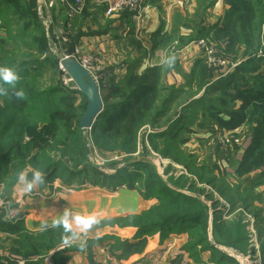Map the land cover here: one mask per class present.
Returning <instances> with one entry per match:
<instances>
[{
  "label": "trees",
  "instance_id": "trees-1",
  "mask_svg": "<svg viewBox=\"0 0 264 264\" xmlns=\"http://www.w3.org/2000/svg\"><path fill=\"white\" fill-rule=\"evenodd\" d=\"M218 1L197 0L196 10L193 14L187 15L185 21L181 20V16H175V25L169 34L162 29L152 34L151 50L160 46L165 48L173 42L177 43L175 46L178 49L201 38H208L210 41L214 39L218 42L220 49L227 57L230 56L229 60L232 63L239 62L225 75L213 78L206 66L200 67L203 60L199 58L191 74L197 75L198 87L205 86L204 97L208 93L221 91L225 95L231 94L236 101H242L241 107L233 110L230 119L222 118L219 114L213 115L222 124L230 128L245 118H249L250 122L257 121L249 144L242 148L237 169L238 174L252 169L260 170V174L249 185H243L248 188L247 199L252 197L255 200L260 198L261 194L254 188L264 184V43L261 38L264 0H225L227 7L222 16L216 22L209 23L207 20L210 9ZM123 14L133 16L130 11H124ZM182 26L190 29L189 35L183 36L181 33L178 35ZM0 28L2 29L0 66H12L17 70L20 79L16 87L25 93L23 99L16 98L11 89L6 95H0V184H3L6 190L2 197L11 200V191L18 183L19 172H26V176H30L31 170L37 168L50 182L54 181L51 177L62 173V182L68 188H85L83 184L90 180L95 182V177L104 174L101 169L85 162L86 150L80 138L82 129L79 120L87 104L83 108L81 105L73 107L75 100L73 95L82 94L78 89L70 90L59 82L44 87L41 83L44 70L49 69L51 65L48 58L40 57L50 48L48 33H52V27L47 30L43 24L37 11V0H0ZM80 36L81 32L73 36L74 42L69 48L70 51ZM140 63L141 59H137L130 65L131 68L122 78L124 83H114L112 89L105 90L104 109L92 127L94 140L100 146L108 145L111 141L123 140L119 146L126 151H133L139 130L146 124L155 127L156 123L169 113V105L177 99L175 92L178 87L162 84V78L165 77L167 70L165 66H149L137 73L136 67ZM115 80V76L111 77L112 82ZM59 81L61 82L60 78ZM166 92L168 94L163 96ZM204 97L195 100V103ZM168 127L169 131H172L179 128V125L170 120ZM52 150L59 151L61 155L71 156L72 165H68L62 157L52 156ZM81 175L86 179L81 178L76 183ZM132 175L139 179L144 190L141 194L143 198L151 199L157 196L159 201L142 212L103 220L104 225L136 227V237H140L135 242L116 238L111 246L112 252H121V257L140 253L146 246L147 233L160 231L166 234L174 223L185 222L194 223L189 233L201 230L200 238L190 240L184 247L186 252L194 255L195 261L199 262L201 259L198 254L196 256L194 254L197 248L209 250L213 261L218 259L221 261L226 257L219 249L222 245L221 230H218L216 222L212 224V239L209 238L207 226L202 224L208 220V209L204 203L163 184L162 188H156L157 176L149 164L146 167V177L139 172H132L125 177ZM97 184L98 181L95 182V185ZM73 185L75 187H72ZM132 185L134 183H130V186ZM231 200L230 203L233 204ZM233 210V207L229 208L227 214ZM5 215L6 210L1 208L0 230H10V233L15 232L18 235L12 240L13 245L8 250L9 256L4 258L6 264H17L19 260H24L25 264H44V260L39 259L43 256L37 257L45 255L52 249L53 264H66L68 256L65 253L68 250L86 251L89 263L97 264L91 247L100 239L87 238L83 250L80 244L61 248L65 245L62 228L19 232L15 231L20 230L19 224L11 226L4 218ZM2 259L1 256L0 264Z\"/></svg>",
  "mask_w": 264,
  "mask_h": 264
},
{
  "label": "rangeland",
  "instance_id": "rangeland-1",
  "mask_svg": "<svg viewBox=\"0 0 264 264\" xmlns=\"http://www.w3.org/2000/svg\"><path fill=\"white\" fill-rule=\"evenodd\" d=\"M53 13L56 18L57 16L59 17L55 23H58L62 27L65 21L64 11L60 8V10ZM185 15H189V13ZM185 17L181 18V20L185 21ZM75 24H78L77 18L73 21L71 27L64 26L69 31L74 27V35L63 32V41L60 43L56 42L52 33H48L51 41L50 48L40 58H48L51 65L49 69L44 70L45 73L41 76L43 87L54 85L58 82L62 83V81H59L61 76L59 61L65 52L70 51L69 48L74 42L73 36L76 35L75 32L77 31V25ZM111 24V19L106 20V30L109 29L108 25ZM96 31L95 29L90 30V34ZM184 31L185 34L183 36L190 34L189 28L184 27ZM1 32L2 29L0 28V35H2ZM261 36L264 43V23ZM211 41L217 48H220L218 42L214 39ZM173 43L165 46L167 51L170 50ZM175 56L176 60L173 66L168 67L163 65L167 70H165V77L162 78V84L164 86H177L178 89L175 92L177 99L169 105V113L164 118H161L155 127L146 124L139 130L133 151H126V149L119 146V143L123 140L120 142L111 141L108 145L100 146L94 140L93 128L82 130L80 138H82L84 149L86 150H84L85 162L94 168L101 169L102 173L105 174L95 177L96 179L94 178L95 182L98 181L97 185H95L94 181L90 180V182H86L83 186L100 190L97 194L99 195L98 199H111L109 201L110 204L104 209L108 212L112 211L115 213V210L119 208L129 205L134 206V200L132 201L130 197L132 196L131 191L135 194L137 193L141 198L140 203L143 202V205L149 208L159 201L158 197L153 196L151 199L143 198L141 194L144 190L140 186L139 179L134 178V175L125 177L129 176L132 172H139L143 177H146V167L149 164L157 176L156 188H162V184L166 185L169 188L181 191L187 196L196 198L207 206L208 220L202 224L207 226L209 238L212 239V224L216 222L218 230H221L220 242L222 245L219 246V249L226 256L221 261L219 259L213 261L211 260L210 252V257L204 259L203 253L209 250L197 248L194 254L195 256L198 254L201 259L199 262L195 261L194 255L190 252H185L184 247L190 240L200 238L202 235L201 230L189 233L190 227H193L194 223L177 222L174 223L172 229L166 234L154 231L145 235L146 241L148 237L159 236L161 241H165L164 244L172 246L171 253L169 252L166 255V257H169L167 264H264V184L254 188L256 192L261 194V197L255 200L252 197L247 199L248 188L243 186L245 184L249 185L260 174V170L252 169L242 174L237 173L242 148L249 144L257 121L253 120L250 122L249 118H245L244 121L230 128L222 124L215 116L219 114L222 118L230 119L233 110L239 109L242 101H236L231 94L225 95L221 91L208 93L204 97L205 86L198 87L197 75L191 74V70L199 61L191 60L189 62L188 55L182 58H178L177 55ZM225 57L229 60L230 56L227 57L225 55ZM137 59L142 58L122 59L119 64L122 65V68H126ZM201 59L203 63H201L200 67L206 66L208 71L211 72L209 74L213 75V78H218L228 72L227 68L222 69L220 67L209 66L203 56H201ZM238 63V61L232 63L229 60V67L233 66L231 67L233 69ZM108 64H110L109 67L104 64L101 65L103 68L101 72H104L100 81L102 96L106 93L105 90L112 89L114 83H124L123 77L116 78L114 82L111 81V77L116 75L113 72L108 73L107 70L116 63L109 62ZM127 72L128 70L125 74ZM138 72L141 71L137 70ZM188 80H191L189 81L190 83ZM207 81L210 82L211 80ZM73 86V84H70L68 89ZM184 89L185 91H183ZM70 90L76 91L75 89ZM167 94L166 92L163 96ZM73 96L75 97L74 108L78 105H81V108H83L87 104V100L83 94L75 93ZM202 97H204L203 100L195 103V100H200ZM188 104H190L189 107L183 108ZM170 120H174V123L179 125V128L177 127V129L169 131ZM51 155L56 158L62 157L68 165H72L73 163L71 156L61 155L59 151L52 150ZM141 164H145L146 166L141 167ZM51 178L54 181L50 182L49 178L44 180L46 189H54L53 186L56 187V183L59 184L60 180H62V173L56 174ZM81 178L86 179L84 175H81L80 179L76 180V183ZM91 179H93L92 176ZM76 183H74L75 186H77ZM130 183H134V185L130 186ZM74 185L72 187H75ZM2 186L1 197L3 192L6 191L4 185ZM119 189H124L125 191H121V195H115ZM13 190L11 191L12 193ZM102 190L103 192L101 193ZM29 193L32 194L33 192ZM229 199L233 201L234 206L230 203ZM9 206H15L13 201H10ZM231 207L234 210L227 214ZM91 210L95 212L100 211L99 213L101 214L97 216L99 223L93 225L90 230L107 227L109 225H104L103 220L116 217L102 216V214H105L102 213V208L95 209L93 207ZM119 227L124 228V226ZM86 237L87 234H82L80 240L85 243ZM139 238L134 237V242ZM77 244H80V241H75L71 245ZM96 244L97 242L93 243L91 247L93 254V248ZM177 251L179 253L176 254ZM217 258L219 257L217 256Z\"/></svg>",
  "mask_w": 264,
  "mask_h": 264
},
{
  "label": "crops",
  "instance_id": "crops-1",
  "mask_svg": "<svg viewBox=\"0 0 264 264\" xmlns=\"http://www.w3.org/2000/svg\"><path fill=\"white\" fill-rule=\"evenodd\" d=\"M106 2L107 0L86 1L84 10L76 17L78 19V24H75L77 25V31L75 33L81 32V36L74 47L78 44L81 45L82 50L84 52L93 53L101 65L104 64L109 67V62H115L116 64H113L114 66L108 69L116 75L115 78H122L126 71L131 68L130 65L127 66L128 69L127 67L122 68V65L119 64L122 59L126 58L131 60L141 57L142 61L136 67V70L139 71H143L148 65H163L161 63L162 58L172 54L177 55L178 58L188 55V59H190L189 62L201 58L200 49L195 42L178 49L174 43L169 51L161 46L155 50H151L152 34L159 29L169 34L174 28L175 16H181L183 18L187 16L185 15L186 13H189V15L193 14L196 10L197 0H146L142 12L138 16L133 15L132 17L124 15L123 12L113 16H107L105 14ZM226 7L227 4L225 0H219L216 5L210 9L207 21L209 23L216 22L220 16H222ZM55 18L56 16L53 13L54 21L52 24V34L56 42L60 43L63 41V32L74 35V27L69 31L64 27L67 25L65 21L63 26L60 27L58 23H55L58 21L59 17L57 16V18ZM109 19L112 20V24L108 25L109 29L106 30L105 22ZM95 24H97V26H95ZM93 29L97 31L90 34V30ZM180 33L182 35L185 34L184 26L181 27L178 35H180ZM25 174L27 175L26 172ZM44 183L38 185L32 191V194L23 191L22 185L18 183L11 194V200H5L4 197L0 196V212L1 208L6 209L4 218L9 221L11 226L19 224L20 230L15 231H42V222L47 221L50 223L52 219L60 216L65 209L73 213L93 214L97 217L100 216V211L95 212L92 211L91 208H102V213H105L102 214V216L109 217L139 213L148 208V206L143 205V202L140 203L141 198L139 195L131 191L132 196L130 197L132 201L134 200V206L129 205L119 208L115 210V213L112 211L108 212L104 209L110 204L109 201L111 199H98L99 195L97 194L100 190L96 188L85 187L82 189H71L65 186L62 180H60L59 184L56 183V187L53 186L54 189H46L47 187ZM2 185L3 184H0V194L3 189ZM121 191L125 190L119 189L115 195H121ZM102 192L103 190L101 193ZM10 201H13L15 204L14 207L9 206ZM9 231L10 230H0V257L2 256L3 258L2 264H6L7 261L4 258L9 256L8 250L13 245L12 240L18 236L17 233H10ZM136 233V227L127 226L120 228L118 225H115L113 227L107 226L96 230H89L86 233V238L100 239L93 248L94 260L97 264H149V258H151L154 253L160 252L166 245L164 244L165 241H161L159 236H154L152 238L148 237L144 250L140 253H133L128 257H121V252H112L111 250V246L115 243L116 238L134 241L133 238L136 237ZM67 246L68 245H64L61 248ZM53 253L54 249L37 258L43 256V258L39 259H43L44 264H53ZM177 253H179V251H177L176 254ZM65 255L68 256L66 264H90L86 252L68 250ZM203 255L204 259L210 257V251L203 253ZM17 264H25V261L19 260Z\"/></svg>",
  "mask_w": 264,
  "mask_h": 264
},
{
  "label": "built area",
  "instance_id": "built-area-1",
  "mask_svg": "<svg viewBox=\"0 0 264 264\" xmlns=\"http://www.w3.org/2000/svg\"><path fill=\"white\" fill-rule=\"evenodd\" d=\"M86 1L87 0H37V11L47 30L52 26L53 12L60 10V8L65 13V23L71 26L75 17L84 10ZM145 1L146 0H107L105 14L107 16H113L120 12L130 11L134 16H138L145 6ZM195 43L209 66L220 67L222 69L227 68L228 72L232 69L231 67L233 66L229 67V60L225 57L223 51L217 48L208 38H201ZM70 53L71 57L77 60L90 73L101 90L100 81L104 72H101L103 68L94 54L84 52L79 44L76 45ZM67 54L68 53H64L59 61V69L61 70L60 79L65 87L68 88L70 84H73L74 86L70 89L77 90L78 88L73 79L61 64V59L67 57ZM171 248V245L166 244L160 252L154 253L151 258H149L148 263L167 264L169 257H166V255L169 252L171 253Z\"/></svg>",
  "mask_w": 264,
  "mask_h": 264
},
{
  "label": "clouds",
  "instance_id": "clouds-1",
  "mask_svg": "<svg viewBox=\"0 0 264 264\" xmlns=\"http://www.w3.org/2000/svg\"><path fill=\"white\" fill-rule=\"evenodd\" d=\"M176 56L174 54L163 57L161 63L168 67L174 65ZM20 77L17 70L12 66H0V95H6L9 89L13 90L16 98L23 99L25 93L22 89H17L16 85ZM7 86V87H5ZM17 180L22 185V190L25 192L33 191L38 185L43 184L45 177L41 170L32 169L31 175L21 171L17 175ZM99 223L98 218L93 214L73 213L68 209L62 211L61 215L52 219L50 223L42 222V230L48 228H62L64 232L63 243L71 245L75 241H80L81 250L84 249L85 244L80 240L82 234H86L93 225Z\"/></svg>",
  "mask_w": 264,
  "mask_h": 264
},
{
  "label": "water",
  "instance_id": "water-1",
  "mask_svg": "<svg viewBox=\"0 0 264 264\" xmlns=\"http://www.w3.org/2000/svg\"><path fill=\"white\" fill-rule=\"evenodd\" d=\"M61 64L87 100L86 110L80 117L79 125L83 131L92 128L104 109L101 90L90 73L71 57L70 52H68L67 57L61 59Z\"/></svg>",
  "mask_w": 264,
  "mask_h": 264
}]
</instances>
